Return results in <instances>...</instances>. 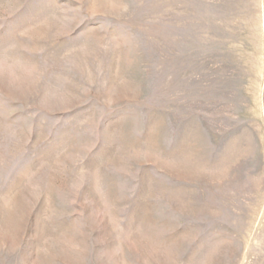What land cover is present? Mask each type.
<instances>
[{
	"label": "rangeland",
	"instance_id": "obj_1",
	"mask_svg": "<svg viewBox=\"0 0 264 264\" xmlns=\"http://www.w3.org/2000/svg\"><path fill=\"white\" fill-rule=\"evenodd\" d=\"M0 264H264V0H0Z\"/></svg>",
	"mask_w": 264,
	"mask_h": 264
}]
</instances>
